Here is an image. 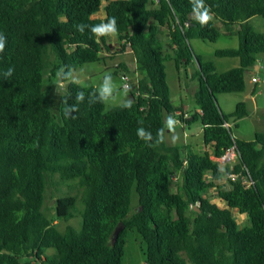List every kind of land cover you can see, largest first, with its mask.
Returning <instances> with one entry per match:
<instances>
[{"label":"trees","instance_id":"trees-1","mask_svg":"<svg viewBox=\"0 0 264 264\" xmlns=\"http://www.w3.org/2000/svg\"><path fill=\"white\" fill-rule=\"evenodd\" d=\"M205 4L213 20L201 26L190 0H111L103 8L100 0H0V34L6 37L0 54V264H123L128 232L139 238L143 264H264V133L252 141L233 138L222 124L244 117V104L224 115L215 102L218 94L242 93L245 74L258 60L264 75V33L248 24L252 17L264 20V0ZM101 9L103 17L92 18ZM112 17L116 48L76 27ZM221 35L235 36L237 47L213 55L236 58L238 65L216 73L190 42L214 43ZM124 48L137 76L126 97L133 100L130 109L89 103L97 90L70 81L61 88L57 112L45 109V72L54 77L61 68L103 63V51ZM191 60L197 111L189 117L199 123L208 150L194 154L188 146L141 140L137 129L155 139L165 129L164 117L190 123L169 100L164 64L171 61L177 71ZM9 68L14 71L6 78ZM73 104L79 110L70 118L64 110ZM231 146L236 159L230 166L210 159ZM222 180L227 187L219 190ZM213 189L224 207L210 201ZM132 191L136 207L130 211ZM47 192L55 196L51 208ZM232 211L245 216L241 227ZM73 217L77 229L58 231L52 224Z\"/></svg>","mask_w":264,"mask_h":264},{"label":"rangeland","instance_id":"rangeland-1","mask_svg":"<svg viewBox=\"0 0 264 264\" xmlns=\"http://www.w3.org/2000/svg\"><path fill=\"white\" fill-rule=\"evenodd\" d=\"M248 24L256 31L264 33V20L259 17H252L249 19ZM191 48L194 54L200 59V61H210L213 63L215 72L221 73L228 69H231L237 66L236 58H218L213 55V52L217 49H235L237 47V38L235 36L229 35H221L214 43L201 42L199 40H192L190 42ZM119 59V58H118ZM117 59L115 57L105 58L103 63H90L84 64L75 70H71L72 77L74 78L76 84L83 87H93L96 90L100 87L103 82V76L107 73H111L114 79L115 87L117 92L122 90V81L119 75L113 73V63H116ZM197 70L196 63L193 62L187 66H184L177 71L174 69L173 63L168 61L164 64V72H165V82L169 89V100L172 105H182L187 107H194L193 96L191 92L195 91L196 88V79H191L190 75ZM120 72V71H119ZM45 75V76H44ZM44 78H46V82L43 86L44 93V107L45 109L51 113L55 114L59 109L58 97L62 92L61 88H57V77L56 74L54 77L48 75L47 72L44 73ZM49 76V77H48ZM256 77L260 80L258 83L260 96L255 97L256 106L258 107V112L256 115L252 112L251 105L252 103L248 100H243V94H218L215 96V102L218 106V109L224 115H229L234 110V107L237 103L242 102L244 104V109L246 111V117L238 120L228 119L227 123L230 126V132L233 138L242 139V136L252 137L254 133H264V75L259 72L255 74ZM49 80V81H48ZM247 75L244 77V88L247 90L248 86L246 84ZM128 85H130V81L128 80ZM262 84V85H261ZM63 88V87H62ZM246 92V91H245ZM244 92V93H245ZM127 99V98H125ZM118 105H105L104 109L107 110L112 107H116ZM256 117H260V121H256ZM166 124V117H164V127ZM179 125V126H178ZM175 128L174 132H170L167 140L174 145L180 146L182 144V136L181 128L187 135H192L196 133L199 127V123L190 122L188 128L184 125L180 126V123ZM194 154L198 153L197 149L194 148L192 150ZM70 186L72 184H69ZM73 192L71 194H75L79 196V192H77V188L72 186ZM219 190H224L227 187L225 181H220L217 184ZM61 190H66L65 188H61ZM216 190L213 189L208 192L207 196L210 201L216 203L217 205L224 207L223 204L216 198ZM55 196L51 194V192L46 193L45 204L51 208L54 204ZM130 211H133L136 207V196L132 191L130 193ZM48 217L53 216L52 210L45 211ZM233 219L236 224L241 227L245 223V216L238 214L236 211H232ZM52 224H55V227L58 231H62L65 226H70L74 229H77L79 226V218L73 217L67 222L54 221ZM125 246L123 249V264H143L142 254H141V245L139 238L133 232H128L125 238Z\"/></svg>","mask_w":264,"mask_h":264},{"label":"clouds","instance_id":"clouds-1","mask_svg":"<svg viewBox=\"0 0 264 264\" xmlns=\"http://www.w3.org/2000/svg\"><path fill=\"white\" fill-rule=\"evenodd\" d=\"M192 5V10L194 14V19L201 25L206 26L213 20V13L211 12L210 7L205 4V0H190ZM77 30L81 33L84 32L85 28H89L92 34L96 37H109L115 38L119 35V29L117 26V20L115 17L108 19L104 23H100L93 26H88L85 24L76 25ZM6 47V37L3 34H0V54L5 51ZM128 49V48H127ZM129 50V49H128ZM13 69L9 68L8 71L4 74L5 77H10L13 74ZM57 88H62L66 81L75 82L72 77V72L69 70L65 72L63 68L57 71ZM131 90L130 85L124 84L123 89L117 92L115 87L114 79L111 73H107L103 76V82L98 88V96L95 93H89V103L100 102L105 105H118L122 108H131L133 104V100L125 99L128 95V92ZM96 96L95 99L92 97ZM76 101L78 103H82L85 101V93L83 91H79L76 93ZM78 105H68L65 108V115L72 118L73 113L77 112ZM178 121L175 120L172 116H168L166 118L165 127L170 132H174L176 126L178 125ZM137 136L143 141L153 142V146H158L161 143L165 142V129L161 128L158 130L155 139L152 134L146 131L143 127L137 129Z\"/></svg>","mask_w":264,"mask_h":264},{"label":"crops","instance_id":"crops-1","mask_svg":"<svg viewBox=\"0 0 264 264\" xmlns=\"http://www.w3.org/2000/svg\"><path fill=\"white\" fill-rule=\"evenodd\" d=\"M109 1H111V0H100V7L103 8V6H105ZM102 17H103L102 9L100 10L99 13H97V14H95V15L92 16V18H99V19H101ZM104 44L107 45L108 48L109 47L116 48L117 45H118V41L116 40V38L105 37ZM111 52L106 53L105 51H103L102 52V56H107V58L108 57H115L117 60L114 61L116 63H113L112 64L113 68H118L121 73H123L124 75H126L127 78H128V80L130 81V84L131 83H134L135 80H136V78H137V76H136V73H135V70H134V61H133V57L131 55L130 50H128L127 48H124L123 51H121L119 53L113 54ZM193 62H194V60H191L187 65L192 64ZM260 71H261V62H260V60H258L257 63H256V65L253 66L252 70L248 71L245 74V75H247L246 84L248 86L247 87L248 89L245 90V88H244V91L242 92V94H243V100H248V101H250L252 103L251 108H252V112L254 113V115H256L257 112H258V107L256 106L255 97L260 96V92L258 90L259 89V87H258L259 84L258 83H260V80L258 79V77L255 76V74L256 73H259ZM194 73H195V71L190 75V78L191 79H193ZM251 78L256 79L257 82L252 83L250 81ZM196 83H197V80H196ZM196 89H197V85H196L195 91H196ZM194 92H191L192 93V96H193ZM240 103H242V102H240ZM194 105H195V103H194ZM176 106H181L182 116L185 117L188 120V122H191L190 121L191 119H189L190 118L189 116L192 114V112H194V111L196 112L197 111L196 110V107L195 108L194 107H187V106H182L180 104L179 105H176ZM178 113L179 112H176L175 115H177ZM246 116L247 115H245L241 119L245 118ZM256 121L259 122L260 121V117H256ZM189 124L184 125V126L186 128H188V125ZM180 126H183V125H180ZM229 130H230V128H229ZM181 132L183 133V136H182V144L181 145L188 146L192 150H194V148H195V149H197L198 152L204 151V150H208V147L205 148L203 146V143H202V130H201L200 125H199L198 130L196 131V133H194L192 135L185 134L184 131H183V128H181ZM169 134H170V131H168V129L165 127V142L168 145H172L169 142V140H167V137H169ZM255 134H257V133H254L252 135V137H250V138L241 135L240 138H243L244 139L243 141H252ZM210 159L215 162V160L212 157ZM222 181H224V180H222Z\"/></svg>","mask_w":264,"mask_h":264},{"label":"built area","instance_id":"built-area-1","mask_svg":"<svg viewBox=\"0 0 264 264\" xmlns=\"http://www.w3.org/2000/svg\"><path fill=\"white\" fill-rule=\"evenodd\" d=\"M119 77H120V79L122 81V89H123V85L124 84H128V78H127L126 75H124L121 72L119 73ZM250 81L252 83L257 82L256 79H254V78H251ZM222 127L230 128L229 124H227V123H223ZM213 159L220 166H230L231 164H233V162L236 159V151H235L234 146H231L230 148L226 149L219 158H216V159L213 158ZM228 178L234 179L235 176L234 175H230V176H228ZM242 183L245 184V185H248L249 182L246 179L242 178Z\"/></svg>","mask_w":264,"mask_h":264},{"label":"water","instance_id":"water-1","mask_svg":"<svg viewBox=\"0 0 264 264\" xmlns=\"http://www.w3.org/2000/svg\"><path fill=\"white\" fill-rule=\"evenodd\" d=\"M190 119V118H189ZM122 229V225L121 224H118L115 228H114V231L112 233V237L113 239L117 236L118 232Z\"/></svg>","mask_w":264,"mask_h":264}]
</instances>
